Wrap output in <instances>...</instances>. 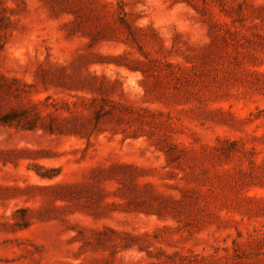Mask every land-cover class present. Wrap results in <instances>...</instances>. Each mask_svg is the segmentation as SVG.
Returning a JSON list of instances; mask_svg holds the SVG:
<instances>
[{
  "label": "rangeland",
  "instance_id": "374dc122",
  "mask_svg": "<svg viewBox=\"0 0 264 264\" xmlns=\"http://www.w3.org/2000/svg\"><path fill=\"white\" fill-rule=\"evenodd\" d=\"M0 264H264V0H0Z\"/></svg>",
  "mask_w": 264,
  "mask_h": 264
}]
</instances>
